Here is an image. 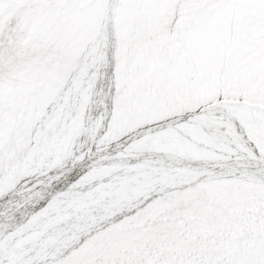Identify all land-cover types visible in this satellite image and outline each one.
<instances>
[{
  "label": "snow or ice",
  "instance_id": "snow-or-ice-1",
  "mask_svg": "<svg viewBox=\"0 0 264 264\" xmlns=\"http://www.w3.org/2000/svg\"><path fill=\"white\" fill-rule=\"evenodd\" d=\"M238 7L264 0H0V264H264V36L237 56Z\"/></svg>",
  "mask_w": 264,
  "mask_h": 264
},
{
  "label": "bare ground",
  "instance_id": "bare-ground-1",
  "mask_svg": "<svg viewBox=\"0 0 264 264\" xmlns=\"http://www.w3.org/2000/svg\"><path fill=\"white\" fill-rule=\"evenodd\" d=\"M163 14L162 9H155L152 7H135L123 12L118 17V22L123 23L124 17L128 16L129 21L132 20L134 24L139 22V26L143 29L145 26L151 27L157 20L158 16ZM78 15L73 17V22L78 21ZM102 13L97 10L90 19L83 25L80 33L79 42L82 45H87L93 36H96L101 29ZM217 23H227L232 27L233 32L236 35V54L238 57H242L252 51V43L259 37L264 36V12L259 15L255 11L247 7H238L231 9L218 18ZM119 25V24H118ZM128 26V29L124 27ZM127 36H130L133 26L124 25L119 26ZM122 31L120 30V33ZM124 34V37H126ZM41 84L44 81L40 82Z\"/></svg>",
  "mask_w": 264,
  "mask_h": 264
},
{
  "label": "rangeland",
  "instance_id": "rangeland-1",
  "mask_svg": "<svg viewBox=\"0 0 264 264\" xmlns=\"http://www.w3.org/2000/svg\"><path fill=\"white\" fill-rule=\"evenodd\" d=\"M126 11H127V10H126ZM126 11H125V12H126ZM120 16H121V15H120ZM120 16H119V17H120ZM132 20H133V19H132ZM132 20L129 21V17H128V16H125V17H124V22H126V23H123L122 21H121V23H119L118 20H117V34H118V37L120 38L121 41H127V40H129V37H130V36H127V35L124 33V29H125V28L128 29V26H125L123 30H122L119 26H124V25L127 24V25H129V26L131 27V26H133V22H131ZM118 24H119V25H118ZM120 30L122 31L121 33H120ZM100 32H101V29H100V31L98 32V34H96V36H93V37L91 38L90 42H91V41H95V40H96V37L100 35ZM124 34H125L126 37H124ZM126 47H127V44H125V48H126Z\"/></svg>",
  "mask_w": 264,
  "mask_h": 264
}]
</instances>
